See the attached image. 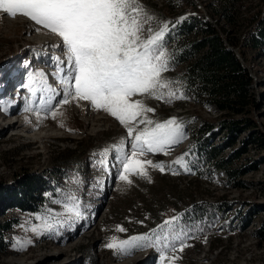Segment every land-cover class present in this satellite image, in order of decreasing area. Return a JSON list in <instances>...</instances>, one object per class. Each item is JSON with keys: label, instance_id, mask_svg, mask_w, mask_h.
<instances>
[{"label": "rangeland", "instance_id": "rangeland-1", "mask_svg": "<svg viewBox=\"0 0 264 264\" xmlns=\"http://www.w3.org/2000/svg\"><path fill=\"white\" fill-rule=\"evenodd\" d=\"M195 1L200 17L215 21L210 9L211 4L216 6L215 0ZM139 2L154 18L145 25V36L151 34L148 29L155 32L162 24L168 25L161 41L167 50V34L172 26L193 10L181 3L172 14L165 0ZM232 4L237 24L231 28L219 21L217 26L243 41L264 18V2L233 0ZM41 37L51 42L44 43ZM243 50L238 48L236 52L254 79L255 102L236 119H249L251 126L224 151V156L241 153L233 169L244 175L233 181L225 171H217L203 178L183 163L203 123L218 126L224 118L222 113L193 99L167 101L138 95L132 99L154 109L139 119L153 121L151 126L175 119L185 138L172 145L167 154L146 153L139 157L164 166V170L146 165L148 176H130L132 183L128 184L118 178L116 146L130 151L133 137L151 126L133 123L130 126L135 131L129 137L127 128L115 117L95 110L86 101L59 107L55 119L43 112L38 119L35 109L54 95L49 88L59 93L54 95L53 108L62 98L63 88L56 75V58L65 60L62 40L26 17L12 18L0 12V196L4 190H19L33 178L41 183L25 210L5 209L0 201V223L11 222L9 231L0 230V238L7 245L0 253V264H161L158 247L132 249L131 255H124L106 245L113 238L123 241L133 236H151L165 220L175 217L180 218L175 228L187 231L188 246L182 252L171 251L169 243L165 254L178 257L174 264H264V51L247 49L242 56ZM169 69L162 78L172 82L170 87L178 91L176 77L181 76L184 66ZM163 91L166 94L168 89ZM178 103L182 106L177 107ZM29 106L33 112L25 111ZM10 122L18 123L15 129L9 128ZM217 126L213 145L228 141ZM253 137L263 139V144L249 143ZM178 160L182 163H176ZM70 197L78 202L80 217L65 210V203H73ZM198 204L225 206L222 211L218 209L220 214L210 213L212 218L206 219L205 215L198 213L197 217L192 213ZM119 227L125 231H118ZM33 228L39 231L33 232ZM17 241L24 244L22 250H18ZM175 243L178 248L180 242ZM163 264H170V260Z\"/></svg>", "mask_w": 264, "mask_h": 264}, {"label": "snow or ice", "instance_id": "snow-or-ice-1", "mask_svg": "<svg viewBox=\"0 0 264 264\" xmlns=\"http://www.w3.org/2000/svg\"><path fill=\"white\" fill-rule=\"evenodd\" d=\"M0 12L12 18L26 17L62 40L65 60L56 58L62 98L56 101L58 107L53 108L54 95L59 93L49 88L54 95L46 102L41 101L35 111L31 106L25 108L27 112L34 111L38 119L42 112L55 119L59 107L72 101H86L95 110H103L115 117L127 128L128 136L133 137L135 129L130 125H153L146 117L139 118L154 109L132 97L147 95L167 101L185 98L170 87L172 82L162 78L169 70L167 52L161 43L168 25L162 24L155 32L148 29L151 34L145 36V25L154 18L148 15L139 0H0ZM40 77L44 79L43 74ZM29 83H32L31 78ZM164 89H168L166 94ZM30 91L35 94L33 89ZM3 110L7 111V108ZM184 138L182 126L175 119L145 127L133 137L130 151H125L122 145L116 146L119 180L131 184L130 176L147 177L146 165L163 171L164 166L153 165L152 161H143L139 157L146 153L167 154L172 145ZM176 163H182V160ZM69 199L73 203H65V210L80 217L82 213L78 202H74L75 197ZM179 219L165 220L151 236H133L123 241L113 238L106 247L124 255H131L132 249L158 247L161 264L164 260L174 264L178 257L165 254L169 251V243L171 251L182 252L188 246L185 243L187 231L182 227L175 228ZM117 230L125 231L122 227ZM32 231L39 230L33 228ZM176 241L180 242L178 248ZM17 243L20 245L18 250H22L24 244Z\"/></svg>", "mask_w": 264, "mask_h": 264}, {"label": "trees", "instance_id": "trees-1", "mask_svg": "<svg viewBox=\"0 0 264 264\" xmlns=\"http://www.w3.org/2000/svg\"><path fill=\"white\" fill-rule=\"evenodd\" d=\"M165 1L166 8L172 14L179 9L181 3L193 10L191 15L172 26L167 34L169 46L166 52L170 60L168 67L173 71L184 66L181 76L176 77L178 92L185 97L180 101L193 99L222 113L224 118L218 125L219 130L228 137L227 142L213 145L217 137L214 130L217 125L204 122L192 147L184 154L183 163L188 170L199 177L210 178L217 171H225L231 176V180L235 181L244 175L243 172L233 169V162L241 157V153L225 157L224 151L235 144L239 135L250 129L249 119H236V116L245 114L255 102L254 79L236 50L244 49L240 52L242 56H245L247 49L264 51V18H260L256 28L249 31L243 41H240L237 37H230L229 31L218 29L217 26L219 21L231 28L237 24L233 0H215L216 6L210 5L216 22L200 17L199 4L195 0ZM181 106L182 104H177V107ZM249 143L261 146L263 139L253 137ZM40 187L41 183L38 179H30L19 190H4L0 201L4 203L5 209L25 210L30 199H35L34 192H39ZM224 206V204L220 206L198 204L194 206L192 213L197 217H200L199 213L207 216L206 219H211L210 213L220 214L218 211H222ZM10 227V221L6 224L0 223V230L9 231ZM0 242L1 253L5 251L7 245L4 239L0 238Z\"/></svg>", "mask_w": 264, "mask_h": 264}, {"label": "bare ground", "instance_id": "bare-ground-1", "mask_svg": "<svg viewBox=\"0 0 264 264\" xmlns=\"http://www.w3.org/2000/svg\"><path fill=\"white\" fill-rule=\"evenodd\" d=\"M41 40L44 42V43H49V42H51L49 39H47V38H45V37H41ZM47 45V44H46ZM56 46V45H55ZM17 124L18 123H16V122H10L9 123V128H16V126H17ZM31 138H33L32 136H30Z\"/></svg>", "mask_w": 264, "mask_h": 264}, {"label": "water", "instance_id": "water-1", "mask_svg": "<svg viewBox=\"0 0 264 264\" xmlns=\"http://www.w3.org/2000/svg\"><path fill=\"white\" fill-rule=\"evenodd\" d=\"M239 55V54H238ZM239 57H240V55H239ZM241 58V57H240Z\"/></svg>", "mask_w": 264, "mask_h": 264}]
</instances>
